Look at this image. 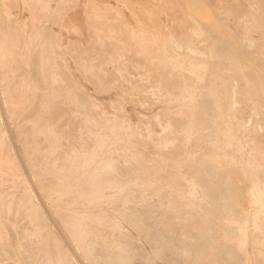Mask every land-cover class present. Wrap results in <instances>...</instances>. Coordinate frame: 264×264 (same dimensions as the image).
I'll use <instances>...</instances> for the list:
<instances>
[{"label": "bare ground", "instance_id": "bare-ground-1", "mask_svg": "<svg viewBox=\"0 0 264 264\" xmlns=\"http://www.w3.org/2000/svg\"><path fill=\"white\" fill-rule=\"evenodd\" d=\"M21 1L49 24L28 33L19 0H0V264L261 260L264 244L238 236L251 215L233 212L213 116L235 100L264 120V0H115L134 25L108 0ZM81 2L99 47L70 53ZM67 49L114 100L72 77ZM127 99L144 110L135 123Z\"/></svg>", "mask_w": 264, "mask_h": 264}, {"label": "rangeland", "instance_id": "rangeland-1", "mask_svg": "<svg viewBox=\"0 0 264 264\" xmlns=\"http://www.w3.org/2000/svg\"><path fill=\"white\" fill-rule=\"evenodd\" d=\"M56 1H58V0H56ZM19 2H20V5H18V7H16V8H14V7L10 8V9H13L10 11L12 12V15H14L16 13L15 15L18 18V20L26 25V27L24 26V30H27L26 32L29 33L30 30L32 29V27L37 26L38 23H40V22L49 24V21L48 22L45 21L44 17H42V18L40 17L42 19V20H40V22L38 20H36L35 16H33L31 14L32 11H29V8H28L29 6L26 7V2H22L21 0H19ZM62 3H64V2H62ZM108 3L110 4V6L118 7L122 11V13L125 14L126 18L125 17L124 18L126 20H128V22L131 25H134L135 21H134V19H132V14H130V13H131V11H133V9L135 7L131 10V7L129 6V3H132V2L128 1V6H124L123 4H118V2L115 0H108ZM141 4L145 5L144 2L139 3L136 6L138 8V9L136 8L137 10H141V7H142ZM27 5H28V3H27ZM101 5L104 6L103 4H100L99 6H101ZM139 5H140V7H139ZM85 10L90 11V13L92 12V9L86 8V6H84L81 2L77 11L79 12V21L82 23L83 35L79 36V33H77V32L76 33L73 32L74 34L72 32L70 34L64 32V42L66 43V45L68 44L67 43L68 40L75 39V38L80 39L79 45H78V42H76V40L74 41L75 47L72 46V45H74L73 42H72L73 44L71 43L70 45H68V46H70V48L72 47L71 49H69L70 53L73 50L81 51V50H83L84 47H85L84 50L88 49V48L90 50H92L93 48L98 49V47H99L98 41L93 40L95 38V35H97L98 33L94 32V30L92 28L88 27L86 20H85L87 18L84 15ZM128 10H130V11H128ZM108 12L110 13V11H108ZM111 12L112 13H110V14L114 15L112 10H111ZM26 14H27V16H26ZM110 14H109V16H110ZM112 17H116V15L112 16ZM25 18H26V20H25ZM28 23H29V25H28ZM50 24H52V27H51V25H49V27L53 31H55V30H57L56 32L61 31L59 28H57L56 25H53V23H50ZM87 31H88L89 35L87 34ZM90 36L92 39L90 38ZM91 41L93 42L94 46L92 43H90ZM76 45H77V47H76ZM73 47H74V49H73ZM79 48H81V49H79ZM69 50L67 49L66 50L67 53L65 54V52H64L62 55L65 56V58L70 62L69 66L67 64V67H69V68L71 67L70 71H71L72 77L76 81H79V83H81L82 86L85 87V89L87 90L89 95H91L92 97H95V98L102 97V99H105L107 103L114 100V94H115L114 91H110L109 93L105 92L106 94L103 93L102 95L96 94V92L94 90V88H95L94 84L90 80H88V78H86L85 73L84 72H83L84 74L81 73L82 76H81V74H79L81 71V70H79L80 67H78V65L75 64V62L73 63V59L70 56ZM104 50H105V47H104ZM125 53L127 54L126 51H124V54ZM106 56H107V52H106V55L104 57H102V58L100 57L101 60L104 61ZM124 57H123V59H125ZM71 59H72V61H71ZM107 66L108 67L104 66V68L105 67L108 68V77L109 76L112 77V74L111 75H109V74L111 73V71L113 69H114V71L112 73H115V75L117 73V75H119L118 72L115 71V68L113 66H110V65H107ZM110 68H111V71H110ZM135 69L136 68L131 67L132 71L130 70V68L128 70H130V73L132 72V74H136V72L138 71L137 72V78H138L139 77L138 75L142 74L141 73L142 69H140V68H138V70L137 69L135 70ZM139 70H141V71L139 72ZM77 71H78V73H77ZM133 71H136V72L134 73ZM83 76H84V78H86L85 81H87V82L84 81ZM88 81H89V84H88ZM124 84H126V83H124ZM57 86H58V84H57ZM125 87L129 88L130 86L127 85ZM130 88H129V90H131L132 93L130 91H128V92L131 94H133V92L136 93L138 91V90L136 91V89L132 90ZM138 89H140V88H138ZM234 103H235V100L232 103H230V105H232V106H230L226 102L224 104V106L217 108L218 117L213 116L215 122L219 126L218 143L220 146L219 150H217V151L215 150L216 155H215L214 160L222 159L224 162L225 161L228 162V166L224 168V172L227 174L229 181L231 183V189H229V192L232 191L233 198L237 199V202H236L237 206L233 209V212L236 215L235 217H242V216L251 215L250 216L251 231L247 232V233H243L242 232L243 230H240L241 233H239L238 236L239 237L241 236L240 241L245 243L247 246H254L255 244L256 245L261 244V242H262V244H264V120H262L261 118L256 116V114H254L252 112L251 108H249L245 102L239 101V102H237L236 105H234ZM124 106L128 110L129 115L131 117V120L134 123L137 121L136 113H138V112L144 113V110L141 109V107L138 104H135L134 102H132L129 99H127L126 104H124ZM109 107H110V105H109ZM112 109L113 108H109L108 109L109 112H111V113L114 111L116 112V110H114V109L112 110ZM134 112H135V114H134ZM196 121H199V120H196ZM155 131L158 133V132H160V129L157 127V128H155ZM208 142H212V139H209ZM213 142H214V138H213ZM222 150H224L225 154H226V155H223V157H222V154H223ZM240 191H242V192H240ZM229 197H230V193H229ZM237 209L238 210L240 209L241 211L238 212ZM239 213L240 214L242 213V214L239 215ZM122 225L124 226L123 230L126 228L130 232L132 231V233H134V231L130 227H128L126 224H122ZM239 228H241V226ZM135 236H136V234H135ZM137 243L142 247H144L143 245H145L144 248H146V250H149V246L147 245V243H145L144 239L139 237L137 239ZM240 249H242V247H240ZM245 252H247L248 254L249 253L252 254V251H251V249H249V247L245 248V250L243 252L244 256L242 257V255H241V258H243V259H246L245 257L248 256V255H246ZM261 258H262L261 260H259L258 262H254V264H264V256H261ZM76 263L79 264L78 262H76ZM239 264H253V262L249 261L246 263L242 262Z\"/></svg>", "mask_w": 264, "mask_h": 264}]
</instances>
